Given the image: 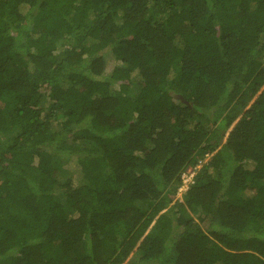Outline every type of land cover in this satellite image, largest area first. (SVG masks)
I'll use <instances>...</instances> for the list:
<instances>
[{
	"label": "trees",
	"instance_id": "16d2710c",
	"mask_svg": "<svg viewBox=\"0 0 264 264\" xmlns=\"http://www.w3.org/2000/svg\"><path fill=\"white\" fill-rule=\"evenodd\" d=\"M0 264H264V0H0Z\"/></svg>",
	"mask_w": 264,
	"mask_h": 264
},
{
	"label": "built area",
	"instance_id": "2783aa9c",
	"mask_svg": "<svg viewBox=\"0 0 264 264\" xmlns=\"http://www.w3.org/2000/svg\"><path fill=\"white\" fill-rule=\"evenodd\" d=\"M195 171H189L188 173H184L182 178H183V184L181 187H185L182 191L187 190V186L193 182V177H194Z\"/></svg>",
	"mask_w": 264,
	"mask_h": 264
},
{
	"label": "rangeland",
	"instance_id": "374dc122",
	"mask_svg": "<svg viewBox=\"0 0 264 264\" xmlns=\"http://www.w3.org/2000/svg\"><path fill=\"white\" fill-rule=\"evenodd\" d=\"M107 60H108V65H109L108 68H107V71H110L111 68H112V67H110V65H111V58L107 56ZM133 92H136V88L133 89ZM197 167H199V166H197ZM194 169H195V168H192V167H191V168L188 169V171H191V170L194 171ZM183 189H185V187H180V188H179V190H178V192H177V196H176V198H178V199H180V200L182 199V194H183V192H184V191H182Z\"/></svg>",
	"mask_w": 264,
	"mask_h": 264
},
{
	"label": "clouds",
	"instance_id": "9594fccd",
	"mask_svg": "<svg viewBox=\"0 0 264 264\" xmlns=\"http://www.w3.org/2000/svg\"><path fill=\"white\" fill-rule=\"evenodd\" d=\"M197 166H200V165H197ZM197 166H196V167H192V166H191L192 168H195V169H194L195 173H196V170H197V168H198ZM191 167H189V168H191ZM189 168H188V169H189ZM188 169H187L184 173H188V172H189ZM184 173H183V174H184ZM182 176H183V175H182ZM194 176H195V174H194ZM193 181H194V177H193ZM182 183H183V178H182Z\"/></svg>",
	"mask_w": 264,
	"mask_h": 264
}]
</instances>
